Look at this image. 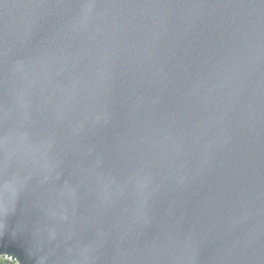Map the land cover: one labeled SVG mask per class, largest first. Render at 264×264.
<instances>
[{
    "label": "water",
    "instance_id": "1",
    "mask_svg": "<svg viewBox=\"0 0 264 264\" xmlns=\"http://www.w3.org/2000/svg\"><path fill=\"white\" fill-rule=\"evenodd\" d=\"M264 264V0H0V258Z\"/></svg>",
    "mask_w": 264,
    "mask_h": 264
},
{
    "label": "trees",
    "instance_id": "2",
    "mask_svg": "<svg viewBox=\"0 0 264 264\" xmlns=\"http://www.w3.org/2000/svg\"><path fill=\"white\" fill-rule=\"evenodd\" d=\"M0 264H15V262L5 258V257H1L0 258Z\"/></svg>",
    "mask_w": 264,
    "mask_h": 264
}]
</instances>
